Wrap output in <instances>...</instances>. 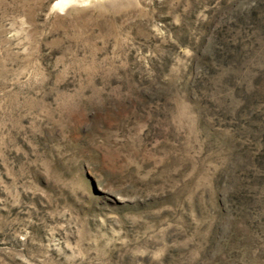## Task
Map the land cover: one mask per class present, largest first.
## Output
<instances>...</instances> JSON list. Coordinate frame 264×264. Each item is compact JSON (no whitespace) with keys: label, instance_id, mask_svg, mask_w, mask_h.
Masks as SVG:
<instances>
[{"label":"rangeland","instance_id":"obj_1","mask_svg":"<svg viewBox=\"0 0 264 264\" xmlns=\"http://www.w3.org/2000/svg\"><path fill=\"white\" fill-rule=\"evenodd\" d=\"M0 264H264V0H0Z\"/></svg>","mask_w":264,"mask_h":264},{"label":"bare ground","instance_id":"obj_2","mask_svg":"<svg viewBox=\"0 0 264 264\" xmlns=\"http://www.w3.org/2000/svg\"><path fill=\"white\" fill-rule=\"evenodd\" d=\"M62 1V0H61ZM69 3V2H68Z\"/></svg>","mask_w":264,"mask_h":264}]
</instances>
